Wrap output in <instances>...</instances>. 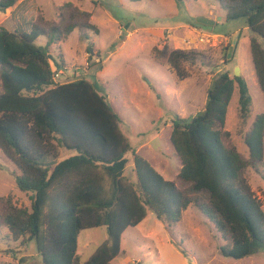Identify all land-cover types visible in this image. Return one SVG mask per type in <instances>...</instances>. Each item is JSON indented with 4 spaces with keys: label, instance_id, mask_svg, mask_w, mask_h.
Segmentation results:
<instances>
[{
    "label": "trees",
    "instance_id": "trees-1",
    "mask_svg": "<svg viewBox=\"0 0 264 264\" xmlns=\"http://www.w3.org/2000/svg\"><path fill=\"white\" fill-rule=\"evenodd\" d=\"M16 1L0 0V13ZM217 1L226 21L243 18L251 32L250 59L264 96V0ZM63 8L68 22L47 30L34 21L25 31L0 25V150L17 169L16 186L30 199L25 208L10 195L0 196V228L20 247L34 241L42 264H110L120 253L124 231L148 211L169 225L193 205L223 239L218 245L223 257L258 254L264 248V209L245 174L264 162V112L255 114L245 131L252 106L245 79L220 72L207 89L203 110L190 118H171L169 139L181 166L174 180L166 179L132 147L119 113L92 82L53 79L61 73L51 61L56 69L63 61L52 58L50 46L76 28L99 33L89 21L91 12L71 2ZM76 16L80 23L73 21ZM40 36H47L42 45L36 43ZM153 51L156 62L166 61L181 78L188 76L181 68L193 67L199 59L197 50L172 49L167 43ZM235 87L237 134L246 154L224 129ZM61 149L71 153L61 155ZM128 166L135 183L124 174ZM101 226L107 238L80 262L81 231Z\"/></svg>",
    "mask_w": 264,
    "mask_h": 264
},
{
    "label": "rangeland",
    "instance_id": "rangeland-1",
    "mask_svg": "<svg viewBox=\"0 0 264 264\" xmlns=\"http://www.w3.org/2000/svg\"><path fill=\"white\" fill-rule=\"evenodd\" d=\"M94 1L97 3L95 4ZM92 13L91 21L99 33L74 29L64 40L50 46L52 58L63 61L56 82L85 78L106 96L121 117L120 127L138 154L145 157L166 179L174 180L180 160L170 143V120L174 116L190 118L203 110L206 92L220 72L234 76L238 68L249 88L253 117L264 112L261 93L252 67L248 30L243 18L226 21L217 0H17L0 13V25L9 30L25 31L31 22L47 30L68 22L65 3ZM197 17L213 21L200 24ZM73 21L81 22L79 16ZM129 31H131L129 33ZM87 36L85 38L84 36ZM47 36L36 43L42 45ZM167 43L170 48L198 51L193 67L183 66L188 76L181 78L166 61L154 59L155 47ZM53 59V60H54ZM236 86V83H235ZM238 92L234 89L224 129L232 134L236 149L246 154L243 139L237 134ZM71 153L61 149V155ZM15 165L0 150V196L10 195L20 207L29 208V194L16 186ZM124 174L135 183L128 166ZM246 180L250 192L260 199L264 209V162L257 171L249 168ZM107 238L106 227L88 228L78 237L77 254L84 262ZM212 223L193 205L188 206L179 222H161L152 211L136 226L128 227L121 250L110 264H264V248L242 259L223 257V244ZM6 228H0V264H42L34 241L20 247ZM183 249L185 253L181 251Z\"/></svg>",
    "mask_w": 264,
    "mask_h": 264
},
{
    "label": "water",
    "instance_id": "water-1",
    "mask_svg": "<svg viewBox=\"0 0 264 264\" xmlns=\"http://www.w3.org/2000/svg\"><path fill=\"white\" fill-rule=\"evenodd\" d=\"M196 21L198 23H200V24H205V25H211V24H213V21L212 20H209L208 18H205V17H197L196 18ZM234 75L235 76H239V70H238V68H235Z\"/></svg>",
    "mask_w": 264,
    "mask_h": 264
},
{
    "label": "built area",
    "instance_id": "built-area-1",
    "mask_svg": "<svg viewBox=\"0 0 264 264\" xmlns=\"http://www.w3.org/2000/svg\"><path fill=\"white\" fill-rule=\"evenodd\" d=\"M59 76H60V74L56 72V73L53 75V79L56 81L57 77H59Z\"/></svg>",
    "mask_w": 264,
    "mask_h": 264
},
{
    "label": "crops",
    "instance_id": "crops-1",
    "mask_svg": "<svg viewBox=\"0 0 264 264\" xmlns=\"http://www.w3.org/2000/svg\"><path fill=\"white\" fill-rule=\"evenodd\" d=\"M131 31H129V33H130Z\"/></svg>",
    "mask_w": 264,
    "mask_h": 264
}]
</instances>
